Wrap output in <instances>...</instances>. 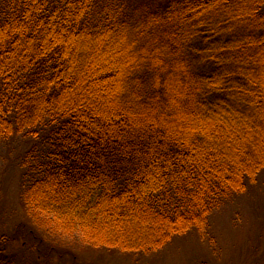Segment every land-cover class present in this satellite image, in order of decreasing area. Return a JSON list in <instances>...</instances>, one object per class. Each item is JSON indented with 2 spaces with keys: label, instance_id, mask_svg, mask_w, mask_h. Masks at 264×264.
<instances>
[{
  "label": "trees",
  "instance_id": "trees-1",
  "mask_svg": "<svg viewBox=\"0 0 264 264\" xmlns=\"http://www.w3.org/2000/svg\"><path fill=\"white\" fill-rule=\"evenodd\" d=\"M19 134L39 226L145 254L205 232L264 175V0H0V138Z\"/></svg>",
  "mask_w": 264,
  "mask_h": 264
},
{
  "label": "rangeland",
  "instance_id": "rangeland-1",
  "mask_svg": "<svg viewBox=\"0 0 264 264\" xmlns=\"http://www.w3.org/2000/svg\"><path fill=\"white\" fill-rule=\"evenodd\" d=\"M32 143L24 134L0 138V241L9 264H264V175L215 210L205 232L193 228L175 235L152 253H124L29 218L21 201V163ZM29 230L33 239L26 238Z\"/></svg>",
  "mask_w": 264,
  "mask_h": 264
}]
</instances>
